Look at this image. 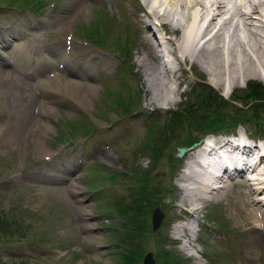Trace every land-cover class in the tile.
Here are the masks:
<instances>
[{
  "label": "rangeland",
  "instance_id": "1",
  "mask_svg": "<svg viewBox=\"0 0 264 264\" xmlns=\"http://www.w3.org/2000/svg\"><path fill=\"white\" fill-rule=\"evenodd\" d=\"M145 1L88 0L79 6V0H0V44L8 42L4 50L0 49V67L14 68L23 79L33 77L37 83L27 91L28 96L39 100L35 103L38 119L25 129L24 136L5 139L2 133L18 118L19 108L6 101L0 90V213L10 211L11 216L23 219L12 241L0 239V264H123L124 255L132 250L130 243L137 239L123 237L120 215L124 209L119 206L132 201L144 207L148 203L141 193L144 189L157 202L158 196H164L161 203L167 205L157 229L152 227V213L138 216L150 224L145 246L155 258L164 247L176 257L177 264H196L199 260L204 264H264L262 232L244 233L237 221L234 200L240 186L236 181L222 200L205 204L197 220L177 206L183 195L178 177L198 144L182 157L176 169L171 155L192 127L185 124L182 131L174 133L162 154L151 148L152 139L160 132L171 134L165 127L170 110L178 108L182 99L187 101L189 94L193 100L195 86H212L230 97L233 90L242 92L248 80H264L249 76L234 86L228 87V81L219 86L198 60H189L181 64L176 75L165 79L174 88V102L151 103L153 84L141 60L146 57L155 62L156 57L147 55V35L153 37V30L145 24L152 21L154 31L160 30L155 17L147 14L149 2ZM103 20L106 44L100 47L86 38V28L93 32ZM7 23L17 29L11 26L8 34L1 27ZM18 28L22 32H16ZM130 32L135 35L130 59L125 61L128 56L121 45ZM247 32L240 29L236 36L253 38ZM179 34H171L172 39ZM4 52L16 59L7 62L1 58ZM63 55L66 63L60 65L57 58ZM53 60L57 61L53 64ZM81 80L88 81L91 89L78 83ZM121 95L138 97L141 104L136 101L135 109L124 114L123 105L118 103ZM259 100L233 102L239 108L234 114L242 108L251 131L264 121V100ZM92 124L96 128L84 136L83 127ZM236 132L244 133L245 128L240 126ZM190 133L198 134L195 129ZM223 134L218 138L227 137ZM51 186L56 189L51 190ZM190 221L199 223L197 232H184L179 239L174 234L175 224ZM186 238L189 242L183 248ZM247 240H252L248 248Z\"/></svg>",
  "mask_w": 264,
  "mask_h": 264
},
{
  "label": "bare ground",
  "instance_id": "2",
  "mask_svg": "<svg viewBox=\"0 0 264 264\" xmlns=\"http://www.w3.org/2000/svg\"><path fill=\"white\" fill-rule=\"evenodd\" d=\"M87 1L88 0H79L78 5L85 6ZM147 1L149 2V5H147L149 7L147 8V6H145V9H147L149 16L150 14L153 15V17L155 16L160 25H168L176 29V31L181 32V35L179 34L176 36V39H172V36H169L166 40V49L173 54L174 57L172 58L165 57L166 53L163 54L161 52L158 40L156 39V36L154 37V35H156L155 33L151 34L153 37L147 35V42L150 45L147 55L153 54L156 57L155 62H149L146 57L141 60L145 65L149 80L151 81V84H153L150 86V91H153V93H150L149 98L151 103L155 101H161L162 103L169 102L170 99L174 102V88H171L165 79L169 75L171 76V74L176 75L178 70L182 68L181 64L189 60L193 63L198 60V64H201V66L208 72L213 83L219 86L225 81H228L227 85L229 83V86H234L239 83L241 79H245L249 76L260 77L264 80V0H234L231 5L227 3V0ZM147 1H145V3ZM202 21H205V26L200 27ZM229 22H232L234 25L233 32H229V40H232L233 44H229V58H226L224 55V44H221L220 42H224L225 40V38H222V33L225 31ZM145 25H147L152 31V25L150 22ZM240 25H242L253 38L247 39L237 37L236 32L240 29ZM11 26H13V29H17L15 24L11 25L9 23L4 24L1 27L8 30L7 33L10 34V31H12V29H10ZM213 28H216L213 37L204 40L200 44V39L208 34ZM16 32L22 31L18 28V31ZM214 39L216 40V46H211L212 40ZM7 44L8 42L2 45L0 44V49L4 50ZM238 46L242 47V55L240 54L241 52L239 51ZM13 52L15 53V50ZM29 54L32 56L31 53ZM13 57L14 56L12 55L6 54V52L1 54V58L7 60V62H12ZM66 59L67 58L64 55L57 58L60 65H64ZM57 60H53L52 63L54 64ZM175 63H177V67L174 66ZM60 65L58 66L60 67ZM20 76L21 73L14 68L0 67V90L4 91V97L7 99L6 101L19 108L18 118L11 126L6 127L7 129L2 133L4 134L5 139L6 137L10 139H20L24 134L25 129L38 119L35 114V103L39 100L36 98L30 99L27 92L31 90L32 84L37 82H33V77L32 79H23V77L21 78ZM19 77L21 79H19ZM40 79H43L44 81V78ZM72 83L75 84L76 80H73ZM78 83H82L84 88L91 87L90 84H88V81L81 80L78 81ZM2 91H0V93ZM10 139L8 140L10 141ZM215 139V141L220 140V138ZM2 140L3 139L0 141ZM203 143L204 141L199 148L191 151V156H189V159L184 165L183 173L178 177V184L183 192L181 203L177 205L180 208V211H183L185 215L197 220V214H199V211L202 208L201 205L207 200H222L228 194L229 187L233 185L234 181H236V184H239L240 186V191L234 200V208L235 211L238 212L236 218L237 221L240 222L239 226L241 227V231L244 233L251 232L254 235L256 232L261 231L264 240V155L260 157V161L256 162L254 168H252V172H254L256 168L263 164L259 176L255 175V173L251 176V171L249 175L247 167L250 166L244 164V168L239 167L236 169L235 173H233L232 177L226 179L224 176L219 177L218 175H214L212 171L207 173L201 172L203 167L201 158H204H200L199 153L205 148ZM217 143L218 142H216V144L214 143L209 149L212 150L213 146L217 145ZM232 150L235 151H225L223 154L227 161L232 162L236 160V158H239L240 162H242L243 158L246 157L241 148H234ZM53 189H56V187L51 186V190ZM197 226H199V223H196V221H190L187 222V224H179L175 226L174 234L181 237L184 232L187 231L193 233L197 232ZM251 241L252 240H247L245 242L247 248L252 246L250 243ZM188 242L189 240L187 239L183 244V248L187 247ZM196 264L204 263L199 260Z\"/></svg>",
  "mask_w": 264,
  "mask_h": 264
},
{
  "label": "trees",
  "instance_id": "3",
  "mask_svg": "<svg viewBox=\"0 0 264 264\" xmlns=\"http://www.w3.org/2000/svg\"><path fill=\"white\" fill-rule=\"evenodd\" d=\"M102 32L103 30L99 28V25H96L93 32L92 30L87 32V37L90 41L104 46L105 43L104 38H102L101 35ZM129 38L130 37H128L127 40ZM122 48L128 56V59H130L129 54L132 49L131 46L125 43ZM124 60L127 61V58ZM192 93L194 96L193 100L190 99L191 95L189 94L187 101L184 99L177 109L170 111L171 115L169 116L165 127L171 129V134L165 135L164 132H160L156 138L152 139L153 142L151 144V148L154 149L156 154L163 153L165 146L170 143L171 136L177 131H182L185 124L191 126L192 129H189L190 131L185 137L187 138L189 136V138H184L185 140L181 139V144L182 142L183 144H190L208 131L230 129L231 127L237 126L238 123L241 122L246 124V116L242 114V108H240V113L234 114L233 110L239 111V108L212 88L200 84L193 88ZM232 98L234 100H242L245 104L253 102L256 99L264 100V84L258 80H250L246 88H244L242 92L235 91ZM133 100V98H128V100H126L123 95L120 96V103L124 104L123 113L127 114L135 109L132 104ZM262 105L264 108V104ZM231 107L233 108L231 109ZM175 123L180 125V127H173ZM95 127L96 126L94 124L91 126H84L83 134L88 135L95 129ZM72 129H76V126H72ZM194 129L197 130L198 133L196 136L194 134L195 137L192 136V133H190ZM253 131L257 135H264V121L262 122V126L257 124ZM180 135L181 133L175 137L179 138ZM190 136L192 138H190ZM171 156L174 157L173 159L171 158V163L173 162L172 166L173 169H175L178 164V159L175 156V153ZM141 193L145 199H148V203H145L144 207H142V205L135 206L132 201L124 206H119V208L124 209V213H121L120 215V219L122 220V229L124 230L123 237L128 240L137 239V241L130 243L132 250L129 253L126 252L127 256L124 255L123 260H125L123 261V264H138V262L142 260L146 249H148L144 242L147 241L150 230L145 221L141 218L139 219L138 216H145L148 215V213H151L154 207L162 204L161 202L164 198V196L163 198L158 196L157 202L151 197L152 194L147 192L145 189ZM11 214L13 213L10 211L0 213V239L5 238L8 241H12V235L17 232L16 229H18L19 221H23V219L19 218L21 216L17 217V215L14 214V217L11 216ZM156 256V264H177L174 260L176 257H171V251L164 247L159 249V253L157 251Z\"/></svg>",
  "mask_w": 264,
  "mask_h": 264
},
{
  "label": "water",
  "instance_id": "4",
  "mask_svg": "<svg viewBox=\"0 0 264 264\" xmlns=\"http://www.w3.org/2000/svg\"><path fill=\"white\" fill-rule=\"evenodd\" d=\"M186 149L187 147L181 146L177 152V156H181L186 151ZM162 218H163L162 211L160 209H156L153 214L154 229H157L161 225ZM154 263H155V259L153 257V253L149 252L144 258V264H154Z\"/></svg>",
  "mask_w": 264,
  "mask_h": 264
}]
</instances>
